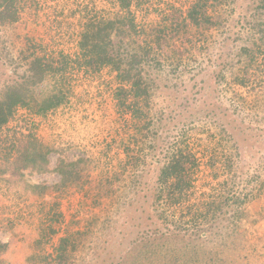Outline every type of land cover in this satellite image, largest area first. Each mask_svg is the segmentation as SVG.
Instances as JSON below:
<instances>
[{
  "label": "trees",
  "instance_id": "trees-1",
  "mask_svg": "<svg viewBox=\"0 0 264 264\" xmlns=\"http://www.w3.org/2000/svg\"><path fill=\"white\" fill-rule=\"evenodd\" d=\"M148 1L116 0L111 16L88 18L73 58L66 54L54 62L24 51L10 56L12 74L0 86V130L19 107L44 116L64 105L74 67L90 74L109 68L121 84L117 91L125 84V159L97 180L93 200L102 199L103 207L82 230L59 238L53 254L43 257L51 264H75L82 259L77 252L98 248L103 231L124 216L133 230H127L131 239L116 264H226L224 253L243 246L248 204L257 200L264 220V0H192L184 14L172 7L149 25L139 23L131 8ZM15 2L0 0L1 48L12 44ZM202 73L208 79L199 82ZM184 120L212 143L206 166L214 182L192 203L186 196L200 160L180 137ZM48 152L36 140L25 156L6 151L0 175L43 173ZM84 163L60 159L57 187L79 184ZM30 188L41 195L45 186ZM46 236L40 232L36 244Z\"/></svg>",
  "mask_w": 264,
  "mask_h": 264
},
{
  "label": "rangeland",
  "instance_id": "rangeland-1",
  "mask_svg": "<svg viewBox=\"0 0 264 264\" xmlns=\"http://www.w3.org/2000/svg\"><path fill=\"white\" fill-rule=\"evenodd\" d=\"M191 2L150 0L131 8L139 23L149 25L161 19L163 13L170 14L172 7L184 14ZM15 6L18 20L15 31L9 33L12 44L0 47V86L11 77V55L17 59L24 51L54 62L62 60V55L66 54L73 58L78 33L85 21L111 16L118 8L116 0H16ZM194 33L192 39L197 42L200 35L197 31ZM205 45L202 53L207 48ZM68 72L71 95L64 105L44 116L19 107L0 130V159L6 151L12 156L29 154L35 140L49 149L47 171L30 173L26 170L23 176L0 175V243L7 244L5 247L0 244V264H44V261L51 264L52 258L44 260L43 257L53 254L59 238L82 230L87 219L103 207L102 199L100 203L93 200L97 180L111 175L110 170L118 160L125 159V136L130 130L129 114L122 102L125 84L122 85L124 91L118 92L121 84L109 68L94 74L75 67ZM203 77L208 79L203 73L196 79L200 82ZM234 86L242 94L246 93L238 85ZM184 121L178 126L180 137L200 160L194 186L186 196V201L192 203L214 182L206 166L212 143L199 135V127ZM60 159L85 160L79 184L57 187L61 174L56 166ZM37 183L45 186L41 195L29 189L30 184ZM248 209L250 213L239 237L243 246L224 253L226 264H264V220L258 215V201L248 204ZM128 229L133 230L130 224L125 225V216L111 223L103 231L98 248L90 245L89 252H77L78 257L82 256L77 264H116L131 239ZM40 232L47 236L38 246L35 239Z\"/></svg>",
  "mask_w": 264,
  "mask_h": 264
}]
</instances>
